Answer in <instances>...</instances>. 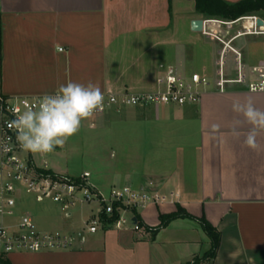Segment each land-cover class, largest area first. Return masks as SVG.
Returning a JSON list of instances; mask_svg holds the SVG:
<instances>
[{
	"label": "crops",
	"instance_id": "1",
	"mask_svg": "<svg viewBox=\"0 0 264 264\" xmlns=\"http://www.w3.org/2000/svg\"><path fill=\"white\" fill-rule=\"evenodd\" d=\"M253 14L264 18V11ZM0 17L2 85L9 97L55 94L69 81L92 82L103 94L148 93L173 71L198 73L214 83L223 44L194 31L192 22L229 21L198 12L194 0H0ZM237 28L215 26L226 41ZM231 46L242 54L247 71L264 64L263 36L241 34ZM227 70L237 72L231 51ZM246 98L264 110L263 93L238 86L219 93L214 84L197 105L123 108L139 127L141 156H154L157 163L129 174L122 186L145 187L164 198L140 212L143 224L160 226V215L178 205L204 217L220 236L211 264H264V148L252 151L243 137L227 134L235 118L232 102ZM260 142L264 145V134ZM185 220L199 223L179 218L155 233L104 227L99 244L85 236L70 250L15 252L8 258L12 264H111L110 239L131 249L137 264H188L211 248V240L205 231L202 239L195 225L180 223Z\"/></svg>",
	"mask_w": 264,
	"mask_h": 264
},
{
	"label": "built area",
	"instance_id": "2",
	"mask_svg": "<svg viewBox=\"0 0 264 264\" xmlns=\"http://www.w3.org/2000/svg\"><path fill=\"white\" fill-rule=\"evenodd\" d=\"M259 20L263 24L260 25ZM216 25L239 29L226 41L215 29ZM202 33L223 44L214 83L209 77L198 73L184 75L177 71L168 72L158 78L157 89L153 92L103 94V111H98L94 116L112 108L119 111L127 107L197 105L213 84L219 93L238 86L249 92L264 94V64L247 71L242 63V54L231 46L232 40L241 34L264 37L263 17L249 14L232 21L203 19ZM229 51L236 57L235 75L228 74ZM2 60L0 17V253L8 256L15 252H59L70 250L80 243L79 233L73 237L60 231L40 230L28 212L18 215L16 209L22 194L32 196L38 203L50 200L68 216H71L70 209L78 203H100L102 209L93 215L88 226L91 234L97 233L99 228L124 229L128 225L135 231L140 230L142 227L137 214L140 216V212L151 203L162 202L163 197L151 189H137L130 185L114 186L108 194H104L91 183L88 171L79 176L54 171L47 162L38 165L32 152L21 148L17 141L18 132L11 126L12 122L24 111L37 110L43 96H7L2 85ZM189 264H196L194 257Z\"/></svg>",
	"mask_w": 264,
	"mask_h": 264
},
{
	"label": "rangeland",
	"instance_id": "3",
	"mask_svg": "<svg viewBox=\"0 0 264 264\" xmlns=\"http://www.w3.org/2000/svg\"><path fill=\"white\" fill-rule=\"evenodd\" d=\"M128 108L133 107L124 109ZM162 108L163 106H160V109ZM126 112L128 110L123 109L115 112L112 108L83 121L79 132L70 137L62 147L57 146L47 154L32 152L36 163L42 165L47 162L54 171L71 176H79L88 171L91 174V183L106 194L110 192L111 187L127 183L129 174L139 175L150 167L156 168L157 160L154 156H141L139 127L132 124V118L126 117ZM149 151L150 149L147 153ZM151 154L154 155V152ZM21 198L16 209L18 215L28 212L40 230L60 231L73 237L83 232L87 241L93 239L97 244L100 243L102 228L95 234L88 232L93 215L102 209L100 203H78L70 209L71 216H68L58 204L50 200L38 203L26 194H22ZM180 223L189 225L188 228L195 225L197 234L206 239L199 223L190 220ZM127 228L131 227L128 225L124 229ZM155 228L148 231L153 232ZM115 230H112L110 235L117 233ZM106 248L111 264H137L136 255L124 244L114 245L109 239Z\"/></svg>",
	"mask_w": 264,
	"mask_h": 264
},
{
	"label": "clouds",
	"instance_id": "4",
	"mask_svg": "<svg viewBox=\"0 0 264 264\" xmlns=\"http://www.w3.org/2000/svg\"><path fill=\"white\" fill-rule=\"evenodd\" d=\"M104 95L98 85L69 81L61 84L55 94H45L37 110H27L12 122L17 132V141L22 149L33 153H50L56 146H63L77 134L82 122L103 111ZM231 111L235 118L227 133L243 146L259 152L264 148L260 142L264 134V110L256 107L251 98L234 100ZM242 117V119H241ZM249 125L244 131V125ZM213 125V130L219 129Z\"/></svg>",
	"mask_w": 264,
	"mask_h": 264
},
{
	"label": "trees",
	"instance_id": "5",
	"mask_svg": "<svg viewBox=\"0 0 264 264\" xmlns=\"http://www.w3.org/2000/svg\"><path fill=\"white\" fill-rule=\"evenodd\" d=\"M194 1L196 3V9L198 12L206 15L207 17L222 18L229 21L236 20L245 15L264 11V0H242L234 4L228 3L224 0ZM179 218H189L197 220L201 224L202 228L211 240V248L202 256H195L194 259L196 264H211L219 246L220 236L217 229L204 217L196 218L190 213H188L183 207L178 205L177 210L175 212L166 215H160L161 224L160 226L153 229V233H155L158 229L166 226L169 222ZM137 219L141 227H145V229L149 231L152 230L151 228L143 224L138 214ZM109 221H112V219H109ZM0 264H12V262L9 260L8 256L3 253H0Z\"/></svg>",
	"mask_w": 264,
	"mask_h": 264
},
{
	"label": "water",
	"instance_id": "6",
	"mask_svg": "<svg viewBox=\"0 0 264 264\" xmlns=\"http://www.w3.org/2000/svg\"><path fill=\"white\" fill-rule=\"evenodd\" d=\"M258 23L263 24L262 20H259ZM192 29L197 32H201L203 30V19H197L192 22ZM136 219H134L135 221ZM85 234L83 232L79 233V241L82 243L84 241Z\"/></svg>",
	"mask_w": 264,
	"mask_h": 264
}]
</instances>
